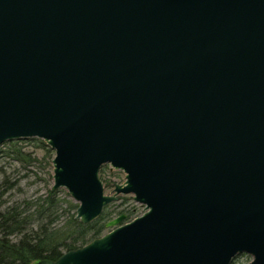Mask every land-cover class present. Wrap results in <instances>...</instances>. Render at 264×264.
I'll return each mask as SVG.
<instances>
[{
  "label": "water",
  "instance_id": "1",
  "mask_svg": "<svg viewBox=\"0 0 264 264\" xmlns=\"http://www.w3.org/2000/svg\"><path fill=\"white\" fill-rule=\"evenodd\" d=\"M34 138L81 224L144 206L35 264H264V0H0V145Z\"/></svg>",
  "mask_w": 264,
  "mask_h": 264
},
{
  "label": "trees",
  "instance_id": "2",
  "mask_svg": "<svg viewBox=\"0 0 264 264\" xmlns=\"http://www.w3.org/2000/svg\"><path fill=\"white\" fill-rule=\"evenodd\" d=\"M33 142L38 144L39 149L51 154L43 142ZM11 143L13 146L9 148L7 156L2 158L11 157L16 162L30 164L31 154L23 152L16 143ZM0 175V264L55 261L63 253L76 250L102 236L110 214L102 212L95 221L83 225L75 220L74 212L78 205L62 200L58 191H49L44 198L25 202L23 208L17 204L5 205L3 196L11 185H8L3 174ZM63 205L67 207L64 223L60 220ZM71 211L73 213L69 215ZM131 217L132 213L126 212V220H131Z\"/></svg>",
  "mask_w": 264,
  "mask_h": 264
},
{
  "label": "rangeland",
  "instance_id": "3",
  "mask_svg": "<svg viewBox=\"0 0 264 264\" xmlns=\"http://www.w3.org/2000/svg\"><path fill=\"white\" fill-rule=\"evenodd\" d=\"M28 140H30V142ZM34 140L43 142L39 139L12 141L13 143H16V145H19L23 152L31 154V160H29L30 164L16 162L11 157L2 158L7 156L6 153L13 145L11 142H5L4 144L0 145V174H3L4 178H6L9 182L8 185H11L10 189H8L3 196V202L5 205L17 204L23 208V204L25 202H33L35 199L46 197L47 193L52 187L53 182L51 162L54 157V153L47 145L46 147L51 151V154L46 153L45 150L39 149L38 144L33 142ZM99 178L103 183L104 195L110 196L115 184L122 185L124 183L125 174L122 171L115 170L106 164L100 168ZM57 191L59 192L58 196L62 200H69L72 204H77L69 197L68 192L65 189H60ZM118 199V201L112 202L104 207L102 212L110 214V217L105 221V224L108 221H111L122 215L125 216L122 224L128 223L144 213V206L135 203L132 199V195H119ZM61 211L63 216L60 220L62 223H64L67 217V207L63 205ZM126 212L132 213L131 220L129 221L126 220ZM72 213L73 212L71 211L69 215ZM74 214H76V211ZM110 230L111 229L105 228L102 236ZM251 260L252 257L242 254L236 256L231 264H249Z\"/></svg>",
  "mask_w": 264,
  "mask_h": 264
}]
</instances>
